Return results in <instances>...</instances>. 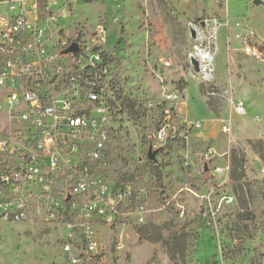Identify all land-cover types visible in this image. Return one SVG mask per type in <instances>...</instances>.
I'll list each match as a JSON object with an SVG mask.
<instances>
[{"label": "rangeland", "instance_id": "1", "mask_svg": "<svg viewBox=\"0 0 264 264\" xmlns=\"http://www.w3.org/2000/svg\"><path fill=\"white\" fill-rule=\"evenodd\" d=\"M253 1L230 0L225 14L228 0H210L202 21L181 17L182 0H68L58 13V28L79 35L81 66L96 48L104 55L107 149L96 174L131 185L147 210L145 224L97 227L101 248L86 264H264V4ZM190 25L207 36V79L190 62L200 45ZM167 94L174 128L157 140ZM27 191L24 220L5 216L0 192V264H68L61 219L37 213L43 188Z\"/></svg>", "mask_w": 264, "mask_h": 264}, {"label": "built area", "instance_id": "2", "mask_svg": "<svg viewBox=\"0 0 264 264\" xmlns=\"http://www.w3.org/2000/svg\"><path fill=\"white\" fill-rule=\"evenodd\" d=\"M67 2L0 0V192L3 207L12 210L5 216L24 220L33 198L27 188H43L45 201L37 213L47 210L46 219H61L65 262L86 264L101 248L97 227L145 224L147 210L135 202L131 185H116L96 174L107 149L100 79L104 55L96 48L87 65L79 64V35L71 40L58 28V13L67 15ZM193 27L200 45L189 58L197 60L202 74H209L196 54L197 48L210 53L202 48L207 36ZM95 33L101 37L104 27L96 25ZM72 45L76 50L64 54ZM245 51L254 54L249 47ZM162 63L170 66L167 60ZM173 99V94L165 95L155 115L157 140L167 139L174 128ZM234 112L245 114L241 99L234 101Z\"/></svg>", "mask_w": 264, "mask_h": 264}, {"label": "crops", "instance_id": "3", "mask_svg": "<svg viewBox=\"0 0 264 264\" xmlns=\"http://www.w3.org/2000/svg\"><path fill=\"white\" fill-rule=\"evenodd\" d=\"M229 1L228 7L226 9L225 14H229ZM212 4L210 0H182L179 5V10L182 13V18H187L189 21H193V19L200 17L201 21L208 14H210V7ZM201 27H205L209 25L207 19H205V23H200Z\"/></svg>", "mask_w": 264, "mask_h": 264}, {"label": "bare ground", "instance_id": "4", "mask_svg": "<svg viewBox=\"0 0 264 264\" xmlns=\"http://www.w3.org/2000/svg\"><path fill=\"white\" fill-rule=\"evenodd\" d=\"M196 54L199 56L202 62L203 69L204 70L209 69L207 71H210L211 69L209 67L212 63V57L210 53H206V51L202 50L201 48H197ZM203 74L205 75V78H209V74L205 73L204 71H203Z\"/></svg>", "mask_w": 264, "mask_h": 264}, {"label": "water", "instance_id": "5", "mask_svg": "<svg viewBox=\"0 0 264 264\" xmlns=\"http://www.w3.org/2000/svg\"><path fill=\"white\" fill-rule=\"evenodd\" d=\"M253 2H254V4H262L259 0H254ZM189 31H190L191 37L194 38L195 37V31L192 28V25H190ZM75 50H76V46L72 45V46H70V48L64 50L63 53L66 54L69 52H74ZM190 62L192 64V66L194 67L195 71H199L198 62L194 57H192V56L190 57ZM150 156H152V155H150Z\"/></svg>", "mask_w": 264, "mask_h": 264}, {"label": "trees", "instance_id": "6", "mask_svg": "<svg viewBox=\"0 0 264 264\" xmlns=\"http://www.w3.org/2000/svg\"><path fill=\"white\" fill-rule=\"evenodd\" d=\"M235 160V159H234ZM140 234H142V233H140Z\"/></svg>", "mask_w": 264, "mask_h": 264}]
</instances>
